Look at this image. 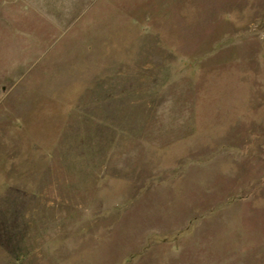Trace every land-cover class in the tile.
<instances>
[{"label": "rangeland", "instance_id": "1", "mask_svg": "<svg viewBox=\"0 0 264 264\" xmlns=\"http://www.w3.org/2000/svg\"><path fill=\"white\" fill-rule=\"evenodd\" d=\"M0 264H264V0H0Z\"/></svg>", "mask_w": 264, "mask_h": 264}]
</instances>
